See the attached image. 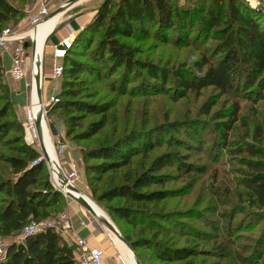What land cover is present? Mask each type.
Segmentation results:
<instances>
[{
	"label": "rangeland",
	"instance_id": "obj_1",
	"mask_svg": "<svg viewBox=\"0 0 264 264\" xmlns=\"http://www.w3.org/2000/svg\"><path fill=\"white\" fill-rule=\"evenodd\" d=\"M60 1L55 0L54 4L59 5ZM119 1L110 0L106 3L104 0H84L73 5L60 18L51 34V38L54 36L59 38V41L62 38L60 32L66 24L83 15L91 17L90 21L73 37L82 44L81 47L73 49L71 56L80 65L81 70L74 77L65 74L63 78L45 81V90L42 91V100L45 103L51 96H55L60 101L68 99L63 93L71 88L76 100L106 104L109 108L106 112L105 128L88 140H72L65 135L62 124L63 119L71 111L51 103L45 107L43 144L50 147L47 143L48 135L53 146L56 140H60L65 145L67 152L64 158L73 159L80 167L79 182L75 183L77 189L85 196L89 206L114 225L126 245L129 244L124 240L125 236L130 239L140 236L151 237L152 232L146 230L147 219L140 217L136 221L137 224L130 225L109 213L110 205L122 204V202H117L116 199L109 203L99 202L97 199L108 184L118 183V179L111 172L103 174L100 180L96 178V174L87 173L86 165L99 163L101 159L81 160V151L89 150L101 143L112 142L124 134L134 132L136 138L129 145L123 146V149L136 152L130 158L132 169L135 171L146 169L154 159L168 152L182 156L185 158L182 161L190 165L192 169L189 174H185L179 171L180 164L177 166L166 164L162 172L171 176L170 180L162 185V189L168 191L167 198L158 207L162 211V216L151 218L155 223L151 227L166 228L162 233L165 236L164 241L173 243L174 247L194 249L193 260L196 264H264V256L254 263L249 258L250 248L256 241L262 224L259 218L253 215L255 211L238 198V193L241 191L238 173L241 168V158L244 157L238 149L242 147L244 141H249L253 127L264 119V100L257 99V96L253 94L254 87L250 90L243 88L242 77L235 79L227 94H221L208 87L200 90L197 95L187 93L183 98L177 97L180 89L177 90L175 86H172L170 75L164 89L158 91L154 90L152 80H148L145 72L138 68H134L123 82V67L115 68L106 58L100 60L98 55L93 54L109 23V17L115 13ZM171 1L174 6L182 9L207 5L208 2L206 0ZM249 1L253 2L249 3ZM249 1L247 2L253 8L264 11V0ZM9 2L20 9L21 13L4 27L16 29L20 33L33 31L35 28L32 29L33 24L25 12L28 9L27 1L9 0ZM103 4L105 5L102 8ZM103 12L106 14L102 16ZM101 17L104 18L100 20ZM144 27L145 33L135 31L131 37L120 38L122 42L137 51L135 59L152 63L167 71H172L179 65H185L186 70L196 73L190 67L199 58L201 51L207 56L211 54L212 41H208L205 46L204 40L199 39L192 46L177 48L161 42L160 36L154 35L153 25L145 22ZM169 38L172 39L173 36L169 35ZM52 41L50 43L48 38L45 39L42 53L44 63L42 76L46 80L49 79L50 48L59 42ZM104 55L106 56V53ZM26 58L24 77L14 80L8 73L10 58L0 52L2 67L0 110L8 105L5 99L10 101L7 117L4 118L7 121L6 132L0 136V178H13L7 158L17 156L18 149L28 145L25 141L24 123L32 85L30 49L26 50ZM232 102L239 105V121L234 124L232 131L228 134L229 146L223 149L220 135L213 128L215 120L212 115L216 111L229 107ZM212 103L214 105L210 114L205 115L202 106ZM73 114L81 113L73 111ZM98 118L99 115L96 114L86 115L85 119L79 122L80 127L76 131H82L89 122ZM50 123L57 130L56 137H53L49 131ZM193 129L197 130L195 138L192 134ZM37 144L32 148L37 153V164H42L44 168L37 174L38 184L35 188L45 191L43 189H45L46 181L51 184V189L59 194L56 198L59 205L49 209L48 220L53 221L64 210L66 202L72 201L53 186L50 164L43 155L38 140ZM47 153L51 158V147L49 150L47 148ZM66 170L65 167L64 171ZM154 188L161 187H150V189ZM0 199H3L2 195ZM163 219L165 222H161ZM144 223L147 225H143ZM108 230L106 228V231ZM108 233L116 242L118 241L119 238L116 235L110 231ZM160 240L161 238L158 239ZM0 241H3L5 245L21 242L18 234L14 238H0ZM153 249V246L149 248L142 246L131 251L140 264H162L154 257ZM214 251H218L219 254H213ZM119 263L121 264L120 261Z\"/></svg>",
	"mask_w": 264,
	"mask_h": 264
},
{
	"label": "trees",
	"instance_id": "obj_2",
	"mask_svg": "<svg viewBox=\"0 0 264 264\" xmlns=\"http://www.w3.org/2000/svg\"><path fill=\"white\" fill-rule=\"evenodd\" d=\"M206 1L207 5L182 9L174 6L171 0H120L115 13L109 17V23L93 54L98 55L100 60L106 58L115 68L123 67V82L134 68H138L145 72L148 80H152L154 90L158 91L164 89L168 76H172L170 83L177 90L180 89L178 98L185 97L187 93L197 95L200 90L208 87L227 94L235 79L242 77L243 88L250 90L254 87L253 94L257 99L264 100V11L253 8L244 0ZM20 13V9L9 0H0V32L5 28L4 25ZM105 14L103 12L101 15ZM145 22L155 27L154 35L158 34L161 42L177 48L192 46L199 39L204 40L205 46L208 41H212L211 54L207 56L201 51L199 58L190 67L196 73L186 70L185 65L167 71L152 63L135 59L137 51L120 38L131 37L135 31L145 33ZM169 35L174 39H170ZM81 45L77 38L73 39L71 49L63 60L61 78L65 74L74 77L80 72V65L71 56L73 49ZM1 70L0 66V73ZM63 95L68 99L57 100L55 105L71 111L62 121L67 137L72 140H88L105 128L109 108L106 104L76 100L71 88L66 89ZM5 102L8 105L10 103L8 99ZM8 105L0 110V136L6 132L7 121L4 118L7 117ZM213 105L214 103L204 104L203 113L209 115ZM239 109V105L232 102L229 107L212 115L215 120L213 128L220 135L223 149L229 146L228 134L239 121ZM73 111L81 114L75 115ZM93 114L99 115V118L89 122L82 131H76L80 127L79 122L86 115ZM192 134L195 138L197 130L193 129ZM135 138L136 133L130 132L112 142L81 151V160L101 159L99 163L86 165L87 173L96 174V178L100 180L103 174L111 172L118 179V183L108 184L97 200L109 203L116 199L117 202H122L110 205L108 211L114 218L130 225L137 224L140 217L147 219L146 230L152 232L150 238L124 237L132 250L153 246L154 257L162 264H196L193 260L194 249L174 247L173 243L164 241L162 233L166 228L151 227L152 224L155 225L151 218L162 216L158 207L167 198L168 191L162 189V185L171 176L162 172L166 164H180L179 171L185 174H189L192 167L182 161L185 159L182 156L168 152L154 159L146 169L135 171L130 158L136 152L123 149V146L129 145ZM238 150L244 154L238 173L241 187L238 198L255 211L253 215L262 224L258 237L250 248L249 258L254 263L264 256V119L253 127L249 141H244ZM17 154L7 158L13 178H0V195L3 196L0 199V238L3 239L19 235L31 221L48 219L49 209L59 205L56 202L59 194L51 189V184L44 182L45 191L35 188L38 184L37 174L44 168L42 164H33L37 158L36 151L27 145L20 147ZM20 155L23 157H19ZM152 186L161 188L150 189ZM73 251L72 245L64 242L53 229H47L27 236L21 242L5 245L4 252L0 254V264H76ZM213 254L218 255L219 252L214 251Z\"/></svg>",
	"mask_w": 264,
	"mask_h": 264
},
{
	"label": "built area",
	"instance_id": "obj_3",
	"mask_svg": "<svg viewBox=\"0 0 264 264\" xmlns=\"http://www.w3.org/2000/svg\"><path fill=\"white\" fill-rule=\"evenodd\" d=\"M55 0H27L28 9L25 11L27 14L31 16L29 21L33 24L32 29L36 26L43 24L48 21L51 17L50 14L64 5L67 1H60L59 5L54 4ZM74 34L72 31L67 33L65 37H63L57 45H53L51 47L50 59H49V76L50 79H60L63 74V60L67 56L69 49L72 46ZM32 43H34L31 35H27V33H20L16 29L4 28L0 32V52L2 54H6L10 58V69L8 70L9 75L14 80H19L24 77V64L26 58V50L30 49L31 52V75L33 81V64H32ZM26 45V46H25ZM11 52V53H10ZM42 59L40 61V85H41V96H42ZM32 86V85H31ZM57 99L55 96H51L47 102H41L40 111H42L43 115H45V107L50 105L51 103H56ZM31 95L29 105L26 107V120L24 123V131H25V141L31 147H34L37 144V135L34 120L36 118L35 115L32 114L31 108ZM54 154L57 157V167L60 171L64 173L65 181L72 185L75 189H77L75 183L79 182V172L80 167L79 164L73 159H65L64 155L66 154V147L60 141L56 140L53 146ZM37 163L35 161L33 164ZM67 168L64 171V168ZM51 179L53 181V186L59 190L63 196L68 197L72 202L73 199L68 196L62 189L61 184L58 182L57 178L53 170L51 169ZM78 190V189H77ZM79 191V190H78ZM76 203V202H75ZM77 204V203H76ZM79 205V204H77ZM80 206V205H79ZM80 226L85 228L86 225L84 222H80ZM47 229H53L60 238L72 245L74 247L73 257L76 264H102L103 251L99 248H92L89 246L87 240L80 237L73 229L72 224V215L69 210L62 211L55 220H44L40 222H30L28 223L20 232L19 239H24L27 236L35 234L37 232H43ZM5 244L3 241H0V254L4 252ZM119 260L122 263L120 256ZM123 264V263H122Z\"/></svg>",
	"mask_w": 264,
	"mask_h": 264
},
{
	"label": "crops",
	"instance_id": "obj_4",
	"mask_svg": "<svg viewBox=\"0 0 264 264\" xmlns=\"http://www.w3.org/2000/svg\"><path fill=\"white\" fill-rule=\"evenodd\" d=\"M65 1H68V0H65ZM82 1H84V0H77L73 3H71L64 10H62L61 14H58L56 17H53V18L50 17L49 20L43 25L44 32H43V38H42V47H41V51L37 57V64L35 66V71H36V75L38 78L41 79L39 66H40V61L42 58L45 39L48 38L50 40V43H51V40H53L52 42H54V41L58 42L59 41V38H54V36L51 38V34L54 31L57 23L59 22L60 18L67 12L68 9H70L75 4H79ZM244 1L247 2L249 0H244ZM250 2H253V1H249V3ZM27 17L29 19H31V16L29 14ZM90 19H91L90 16L83 15V16H80V18H76V19L70 21L68 24L65 25V27L63 28V31L60 32V35H61L60 37H62V38L65 37L67 35V33H69L70 31L73 32L74 36L77 35L79 30L81 29V27L84 26L85 24H87L90 21ZM57 44H53V45H57ZM34 51H35V49L33 46L32 64H33ZM43 64L44 63H43V59H42V65ZM42 69H43V67H42ZM50 80H52V79H50V76H49V79H47V80H46V78H44V76H42V88H43V90H45L44 82L45 81L48 82ZM39 83L40 82H38V84H37V93L34 91L33 88L31 90V92H32L31 93V102H32L31 103V109L33 110L35 116L38 113H40L39 106L37 105V99H36V97H41L39 94V91H41ZM44 123H45V119H44V121L40 127L41 137H43V131L45 130ZM47 137H48V141L47 140L46 141H47L48 145H50V147H51V157L54 158L55 154H54L53 149H52L51 139L48 135H47ZM44 147H45V149H47V148H48V150L50 149V147H46L45 144H44ZM72 198H74V197H72ZM82 198L86 201L85 196ZM74 199L77 200L79 203H81L77 198H74ZM90 207L93 209L92 206H90ZM64 210H69L71 215H72V224H73L74 231L80 237L87 240L90 247L99 248L103 251L102 264H120L119 263V261H120L119 256H120V259H121L123 264H137V261L135 260L133 254L127 248H125L119 241L116 242L113 239V237L108 233L109 230L107 229L108 231H106V227L99 222V221H101V222L107 221L108 222L106 217L102 216L101 213H99L93 209V211L95 212V214H93L96 217L95 218L89 212H87L85 209H83L81 206L76 205L73 202H66ZM81 221L85 223V225H86L85 228L80 226Z\"/></svg>",
	"mask_w": 264,
	"mask_h": 264
},
{
	"label": "bare ground",
	"instance_id": "obj_5",
	"mask_svg": "<svg viewBox=\"0 0 264 264\" xmlns=\"http://www.w3.org/2000/svg\"><path fill=\"white\" fill-rule=\"evenodd\" d=\"M75 1H77V0H73L72 2H70V3H68V4H65V5H62V7H60V9L58 10V11H56L52 16H51V18H53V17H56L58 14H61V12H62V10H64L67 6H69L71 3H73V2H75ZM49 20V19H48ZM47 22V21H46ZM46 22H44L43 24H40V25H38V26H36L35 27V29L33 30V31H31V32H29V33H27V34H29V35H31V37L33 38V41H34V49H35V51H34V57H33V70H32V73L34 74V75H36V71H35V66H36V64H37V57H38V55H39V53H40V51H41V47H42V38H43V32H44V29H43V25L46 23ZM32 56H33V54H32ZM32 88L34 89V91L37 93V85H35V81L33 80L32 81V86H31V90H32ZM32 93V92H31ZM41 96V95H40ZM36 99H37V97H36ZM37 105L39 106V110H40V105L37 103ZM30 110H31V108H30ZM32 114L34 115V112H33V110H32ZM42 123H43V119L41 120V122H40V127H41V125H42ZM52 147H53V144H52ZM53 149V148H52ZM46 150V153H47V149H45ZM53 152H54V150H53ZM47 155H48V153H47ZM48 158H49V164H50V167H51V169L53 170V172H54V174H55V177L57 178V180H58V182L61 184V187H62V189H63V191L68 195V196H70V197H74V198H77L81 203V205L83 206V207H85L86 209H89L90 210V212L92 213L91 215L93 216V217H95L93 214H95V212L93 211V209L88 205V203L82 198V197H84L80 192L79 193H76V192H74V191H72V189H71V187H72V185L71 184H69V183H67L66 181H65V178H64V173L62 172V171H60L59 169H58V167H57V157L55 156L54 158H50L49 157V155H48ZM81 196V197H80ZM96 218V217H95ZM98 220V219H97ZM99 221V220H98ZM102 225H104V226H106L105 225V223L104 222H101V221H99ZM113 227H114V225L112 224V223H110ZM118 241L125 247V248H127L126 246H125V244L121 241V240H119L118 239ZM128 249V248H127ZM131 253H132V251L130 250V249H128ZM133 254V253H132ZM133 256H134V254H133ZM134 258H135V256H134ZM135 260L137 261V264H138V259L137 258H135Z\"/></svg>",
	"mask_w": 264,
	"mask_h": 264
},
{
	"label": "water",
	"instance_id": "obj_6",
	"mask_svg": "<svg viewBox=\"0 0 264 264\" xmlns=\"http://www.w3.org/2000/svg\"><path fill=\"white\" fill-rule=\"evenodd\" d=\"M73 0H68L65 4H68V3H70V2H72ZM104 1H106V0H104ZM64 4V5H65ZM60 9V7L58 8V9H56L55 11H53L51 14H50V16H52L56 11H58ZM26 46V45H25ZM33 46H34V43H32V54H33ZM33 80L35 81V85H37L38 84V82H40V78H38L37 77V75H34L33 74ZM40 84V83H39ZM40 90H41V85H40ZM39 94L41 95V91H39ZM37 102L39 103V104H41V102H42V96L41 97H37ZM44 120L45 119V116L43 115V113H42V111H40V113H38L37 115H36V118H35V120H34V124H35V129H36V135H37V138H38V143H39V145H40V149H41V151L43 152V155L45 156V158L47 159V161L49 162V158H48V155H47V153H46V150H45V147H44V144H43V140H42V137H41V132H40V122H41V120ZM48 128H49V131H50V133H51V135L53 136V137H56L57 136V130L55 129V127H54V125L52 124V123H50L49 125H48ZM71 189H72V191H74V192H76V193H79V191L77 190V189H75L74 187H71ZM72 198V197H71ZM73 199V201H75L77 204H79L82 208H84L87 212H89L90 214H92L91 212H90V210L89 209H86L85 207H83L77 200H75L74 198H72ZM111 223V222H110ZM109 222H105V227L107 228V229H109V231L111 232V233H113L114 235H116L118 238H119V240H121L122 242H123V240H122V238L120 237V235L118 234V232H117V230L115 229V227H113L111 224H110ZM124 244H125V246L128 248V249H130L131 250V247L129 246V245H126V243L125 242H123ZM133 253V252H132ZM135 256V255H134ZM138 264H140V261L138 260Z\"/></svg>",
	"mask_w": 264,
	"mask_h": 264
}]
</instances>
